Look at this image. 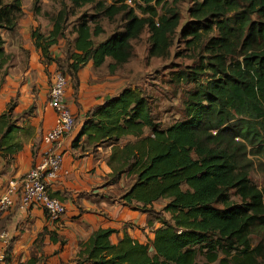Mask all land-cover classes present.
Segmentation results:
<instances>
[{
    "label": "trees",
    "instance_id": "obj_1",
    "mask_svg": "<svg viewBox=\"0 0 264 264\" xmlns=\"http://www.w3.org/2000/svg\"><path fill=\"white\" fill-rule=\"evenodd\" d=\"M68 1L61 0L55 14L45 12L53 23L50 32L33 31L45 59L60 69L61 57L49 49L64 37L73 9L96 4L108 19L125 20L123 31L97 42L104 26L80 16L67 57L76 79L90 62L97 68L108 62L115 73L131 60L133 41L146 30L149 55L169 56L182 19L178 6L186 0H132L148 16L127 0ZM191 2L190 20L179 35L190 49L201 51L196 65L176 75L192 85L184 101L186 119L163 128L151 96L127 86L87 112L73 143L81 156L110 149L106 159L112 171L102 187L120 188L118 195L107 196L148 212L154 238L142 243L126 233L113 243L114 230L100 228L80 243L76 264H199L204 253L210 263L264 264V189L250 177V155H264V0ZM34 11L42 12L39 0ZM23 15V0H0V89L11 59L1 30L15 31ZM14 126L9 112L0 115V147ZM15 147L9 150L20 146ZM162 200L169 219L155 215ZM158 221L162 225L155 227Z\"/></svg>",
    "mask_w": 264,
    "mask_h": 264
},
{
    "label": "crops",
    "instance_id": "obj_2",
    "mask_svg": "<svg viewBox=\"0 0 264 264\" xmlns=\"http://www.w3.org/2000/svg\"><path fill=\"white\" fill-rule=\"evenodd\" d=\"M35 2L23 0L24 15L15 31L1 30L11 59L0 89V115L9 112L15 126L0 147V196L7 191L9 182L20 179L41 162L50 146L44 137L56 123L57 113L49 105V91L58 66L55 61L45 59L33 38L35 30L48 33L53 29V23L45 15L53 0H39L41 13L34 11ZM60 40L49 49L54 57L63 55ZM87 66L94 65L90 62ZM92 76L94 82L88 85L90 75L81 69L78 88L69 86L67 104L77 125L72 134L55 145L64 154V161L51 184V195L60 199L67 211L59 219H53L40 207L21 209L16 205L5 214L0 219V230L12 237L7 264H76L80 243L100 228L114 230L110 237L113 243L120 242L126 233L142 243L154 238V228L148 224L152 216L148 212L109 198L107 195L115 191L114 186L102 187L112 171L106 159L110 149L99 148L96 153L81 156V148L73 146L87 112L127 87L120 80L112 83ZM15 145L20 146L17 151L9 150L15 149ZM14 197L18 199L17 194ZM161 225L158 221L155 227ZM2 248L0 241V251Z\"/></svg>",
    "mask_w": 264,
    "mask_h": 264
},
{
    "label": "rangeland",
    "instance_id": "obj_3",
    "mask_svg": "<svg viewBox=\"0 0 264 264\" xmlns=\"http://www.w3.org/2000/svg\"><path fill=\"white\" fill-rule=\"evenodd\" d=\"M61 0H53L50 4L48 12L51 14L57 13L61 8ZM68 1V0H67ZM107 3H113L114 0H106ZM172 1V0H168ZM69 2V1H68ZM129 4L134 6L137 13L141 16H148L143 13L142 9L132 0H127ZM69 4H71L69 2ZM192 6L191 0H186L179 4V9L182 15L181 24L178 28L176 35L174 36V43L171 47V53L166 58L151 57L149 55L150 49V34L146 30L141 37L135 41L134 54L131 60L120 66L115 73H110L108 69V62L101 67L85 66L82 71H88L90 78L88 79V85L94 82L92 75L98 76L101 81L116 82L117 80L123 81L126 86L134 88H141L151 96L153 104V112L156 115L158 121L163 128L168 127L179 120H185V105L184 101L187 97V90L192 88V85H184L182 82L176 79L177 73L187 68V66L196 65L198 63V57L200 49L195 51L190 49L186 41L179 35L181 29L189 22V8ZM161 7L159 6V9ZM81 15H87L90 18L91 24L94 26L96 22L102 24L105 28V32L98 37H95L97 42L106 39L113 34L116 30L123 31L125 20L118 15L114 20H110L103 16L101 12L96 9V4H89L83 8H75L72 10L68 20V28L64 37L61 38L63 55L62 68L57 63L58 71L63 72L68 77V89L78 88L79 77L76 79L68 72L67 57L69 50L73 46V41L76 36V26L79 22ZM115 77V78H114ZM121 88V87H120ZM250 158L253 161V166L250 171V177L253 182L260 188L264 189V155L262 153L251 154ZM120 188H116L112 194L118 195ZM233 191V197L236 200H240L238 195H235ZM164 200L159 201L156 204L155 212L158 217L162 216L165 219H169L170 215L162 211ZM254 243H257L260 238L254 237ZM207 250L205 249V252ZM223 254H221V257ZM199 264H219V262L210 263L207 261V256L201 254L198 258Z\"/></svg>",
    "mask_w": 264,
    "mask_h": 264
},
{
    "label": "built area",
    "instance_id": "obj_4",
    "mask_svg": "<svg viewBox=\"0 0 264 264\" xmlns=\"http://www.w3.org/2000/svg\"><path fill=\"white\" fill-rule=\"evenodd\" d=\"M68 77L57 71L49 91V105L56 111V123L45 135L44 141L49 144L44 158L34 165L20 179L9 182L7 191L0 196V219L16 205L21 209L36 206L44 209L53 219H59L66 213V205L51 195V184L58 177L62 168L64 154L55 148L57 142L70 134L75 128L76 117L67 104ZM14 194L18 195L16 200ZM12 237L9 232L0 230V264H7V252ZM65 264V263H64Z\"/></svg>",
    "mask_w": 264,
    "mask_h": 264
}]
</instances>
